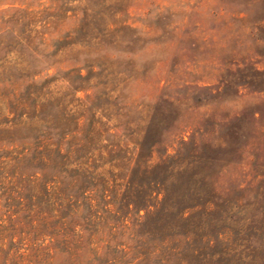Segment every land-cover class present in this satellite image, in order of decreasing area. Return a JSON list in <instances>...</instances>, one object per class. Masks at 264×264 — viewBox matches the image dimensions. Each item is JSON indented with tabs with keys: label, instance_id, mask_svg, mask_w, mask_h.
<instances>
[{
	"label": "rangeland",
	"instance_id": "rangeland-1",
	"mask_svg": "<svg viewBox=\"0 0 264 264\" xmlns=\"http://www.w3.org/2000/svg\"><path fill=\"white\" fill-rule=\"evenodd\" d=\"M29 82L19 99L47 103L29 112L57 104L80 118V152L110 178L180 149L167 163L183 169L161 168L173 193L216 186L239 220L264 208V0H0V119L27 113L12 93ZM12 233H0V264H30ZM160 243L133 262L150 264Z\"/></svg>",
	"mask_w": 264,
	"mask_h": 264
},
{
	"label": "trees",
	"instance_id": "trees-1",
	"mask_svg": "<svg viewBox=\"0 0 264 264\" xmlns=\"http://www.w3.org/2000/svg\"><path fill=\"white\" fill-rule=\"evenodd\" d=\"M29 85L12 93L27 113L0 119V134H13L0 137V233L20 235L28 253L18 256L30 255V264H135L143 243L156 237L161 245L149 251L150 264H264V208L239 220L238 200L228 207L231 196L216 186L206 198L188 187L173 193L175 180L161 168L183 169L167 163L180 149L154 163L136 158L123 181L110 178L89 160L93 154H81L87 133L80 134V118L60 116L57 104L46 115L29 112L47 104L19 99ZM68 121L73 128L64 130ZM198 208L202 224L191 220ZM156 249L161 260L153 259Z\"/></svg>",
	"mask_w": 264,
	"mask_h": 264
}]
</instances>
